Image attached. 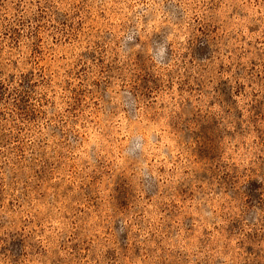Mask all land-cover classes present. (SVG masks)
I'll return each instance as SVG.
<instances>
[{
  "label": "rangeland",
  "instance_id": "1",
  "mask_svg": "<svg viewBox=\"0 0 264 264\" xmlns=\"http://www.w3.org/2000/svg\"><path fill=\"white\" fill-rule=\"evenodd\" d=\"M0 264H264V0H0Z\"/></svg>",
  "mask_w": 264,
  "mask_h": 264
},
{
  "label": "clouds",
  "instance_id": "2",
  "mask_svg": "<svg viewBox=\"0 0 264 264\" xmlns=\"http://www.w3.org/2000/svg\"><path fill=\"white\" fill-rule=\"evenodd\" d=\"M133 39V37L132 36H128L127 37V40H129V41H131ZM165 47H161L160 49H159V51H158V55L160 56V57H163L164 56V54H165ZM153 59H154V61L159 65L160 64V62H159V60H157L155 57H153ZM165 145H159L158 147H157V156H158V158L160 159V160H164L165 159V155H166V152H165ZM145 167H147V166H145ZM142 175H143V173H141ZM152 174L153 175H157L156 173H155V171H153L152 172ZM157 178H159L158 176H157Z\"/></svg>",
  "mask_w": 264,
  "mask_h": 264
}]
</instances>
